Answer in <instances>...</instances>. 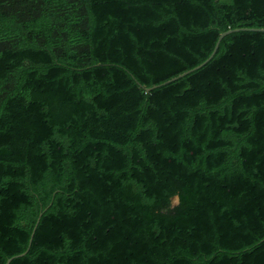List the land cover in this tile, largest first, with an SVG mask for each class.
Here are the masks:
<instances>
[{"label": "trees", "instance_id": "trees-1", "mask_svg": "<svg viewBox=\"0 0 264 264\" xmlns=\"http://www.w3.org/2000/svg\"><path fill=\"white\" fill-rule=\"evenodd\" d=\"M250 29L264 0H0V264H264Z\"/></svg>", "mask_w": 264, "mask_h": 264}, {"label": "water", "instance_id": "water-1", "mask_svg": "<svg viewBox=\"0 0 264 264\" xmlns=\"http://www.w3.org/2000/svg\"><path fill=\"white\" fill-rule=\"evenodd\" d=\"M240 30H248V29H246V28H236V29H231V30H227V31H225V32H222V33L220 34V36L218 37V39H217V41H216V43H215V45H214V48H213L211 54L208 56V58H207L204 62H202L200 65L196 66L195 68H193V69H191V70H188V71H186V72L180 74L179 76L170 79L169 81H167V82H165V83H168V82H171V81L177 80L178 78L183 77V76L187 75L188 73H190V72H192V71H194V70H196V69L202 67L206 62H208V61L213 57V55L215 54V52H216V50H217V48H218V45H219L220 40H221L225 35H227V34H229V33H231V32H234V31H240ZM250 30L264 31V29H250ZM158 86H160V85H158ZM158 86H153V87H151V88H146V91H150L151 89H153V88H155V87H158ZM175 200L177 201L178 198L175 197ZM24 254H25V252L22 253V254H19L17 257H20V256H22V255H24ZM11 260H12V258H9V259L6 261V264H9V262H10Z\"/></svg>", "mask_w": 264, "mask_h": 264}, {"label": "rangeland", "instance_id": "rangeland-1", "mask_svg": "<svg viewBox=\"0 0 264 264\" xmlns=\"http://www.w3.org/2000/svg\"><path fill=\"white\" fill-rule=\"evenodd\" d=\"M176 202V200H174Z\"/></svg>", "mask_w": 264, "mask_h": 264}]
</instances>
